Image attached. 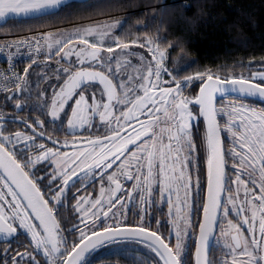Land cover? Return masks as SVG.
Returning a JSON list of instances; mask_svg holds the SVG:
<instances>
[{
	"label": "snow or ice",
	"instance_id": "obj_1",
	"mask_svg": "<svg viewBox=\"0 0 264 264\" xmlns=\"http://www.w3.org/2000/svg\"><path fill=\"white\" fill-rule=\"evenodd\" d=\"M99 7L100 3L90 0H0V21L6 23L10 16L43 19L64 9ZM126 23L77 28L66 36H54L49 31L29 42L37 53L46 47L48 59L54 55L60 57L57 64L63 61L68 65L57 69L60 83L50 85L48 115L52 122L70 109L67 125L74 135L77 129L92 128L102 129L104 134L73 140L71 144L67 140L61 144L48 136L52 146L46 147L43 142L37 143V137L44 138L45 133L36 131L44 127V121H20L26 131L10 135L0 127V239H19L23 231L30 238L33 252L42 253L44 264H86L88 256L114 244H142L159 258L156 264H188L185 251L189 244L185 237L190 238L189 230L195 228L199 231L195 264H211L205 256L212 243H218L215 233L219 230L226 238L224 246L229 250L231 264H264V109L257 111L244 103L231 104L228 111L224 105L217 107L218 100L233 93L237 98L255 97L264 103V71L252 72L250 78L197 72L180 81L176 77L194 62L187 61L181 53L169 71L165 66L167 49L160 47V38H147L130 43L146 49L151 59L146 61L141 55L137 74L121 76V70L133 62H122L117 49L123 53L130 49V43L116 36L112 45L104 46L103 40L94 43L88 37H107L111 29L123 30ZM25 43L21 40L4 47L20 49ZM103 52L111 55L106 57ZM36 63L31 59L22 75L5 74L4 79L10 80L18 93L26 92L29 68ZM162 73L171 81H163ZM193 81L201 82L199 94L189 99L183 95V88ZM48 106L45 100L41 111ZM24 107L21 103L15 105L18 110ZM225 115L228 119L222 129L217 117ZM97 116L99 126L94 123ZM201 117L206 129L198 142L193 122ZM222 131L231 135L230 148L224 147ZM29 151L37 154L30 156ZM201 151L206 152V170L200 167L205 162L199 155ZM230 161L234 180L227 175ZM53 165L49 172L48 167ZM85 180H91V184ZM229 183L236 185L234 195H229L233 192ZM95 184H99L98 196L79 194ZM240 186L244 188L242 197ZM72 188L77 189V194L72 195L77 223L72 228L62 227V219L57 218L59 208ZM153 193L170 209L174 206L176 216L188 209V216L181 217L184 228L176 224L174 246L171 238L151 231L139 213V224L121 219L125 216L122 210L135 198L146 206L154 204ZM193 210L203 213L202 222L192 223ZM230 216L233 219H228ZM225 222L227 229L222 227ZM128 250L134 256L135 250ZM4 258L5 264L9 260L10 264H40L30 252L16 251L9 257L5 249Z\"/></svg>",
	"mask_w": 264,
	"mask_h": 264
},
{
	"label": "trees",
	"instance_id": "obj_2",
	"mask_svg": "<svg viewBox=\"0 0 264 264\" xmlns=\"http://www.w3.org/2000/svg\"><path fill=\"white\" fill-rule=\"evenodd\" d=\"M90 2L100 3L102 7L64 9L59 14L49 13L43 19L7 18L6 23L0 22V34L23 33L50 27L53 29L81 27L86 24L102 26L126 20L127 23L122 25L123 30L119 27L114 28L109 36L102 38L104 46L112 45L116 36L127 43L133 40L160 38V47L167 49L169 57L183 53L193 58L194 63L189 67L193 72L216 73L222 78L228 77L230 72L237 73L249 69V64L264 66V0H90ZM89 40L93 42L101 38L96 40V36H91ZM169 44L177 47L169 48ZM130 46L135 45L130 43ZM45 59L47 55L29 68L26 92L18 93V90L14 89L0 97V114L25 111L30 107L33 112H44L47 117L52 99L50 85L60 83L56 78L60 65L55 63L56 68L49 69L50 65L45 64L47 63ZM43 87L48 91L44 96H40L45 90H42ZM13 93L17 95L13 97ZM23 97H29V100L23 110H18L15 103ZM45 100H48L49 106L41 111ZM116 246L118 245H107L102 249L126 250L129 252L125 259L128 264H133V259L136 264H145L143 260L141 261L140 252H151L140 244ZM129 248L135 250L134 256ZM119 254V257L122 256ZM93 256L90 255L87 261L92 260Z\"/></svg>",
	"mask_w": 264,
	"mask_h": 264
},
{
	"label": "flooded vegetation",
	"instance_id": "obj_3",
	"mask_svg": "<svg viewBox=\"0 0 264 264\" xmlns=\"http://www.w3.org/2000/svg\"><path fill=\"white\" fill-rule=\"evenodd\" d=\"M172 70L174 69L175 65L173 64ZM182 73V72H181ZM180 73V74H181ZM183 81V80H180ZM115 82V81H114ZM200 81H193L188 84L187 87L183 88V95L187 96L189 99H192L194 95L197 93L200 85ZM168 86V85H165ZM171 86H175L172 84ZM102 87V86H100ZM99 95V93H97ZM228 98L235 99V100H246L251 105L252 108L261 107L264 109V103H261L260 101L253 100V99H245V98H237L236 96H229ZM106 99V98H105ZM227 99V98H226ZM221 103L220 100L217 102V107L219 108V104ZM190 107H194L190 105ZM50 109V107H49ZM198 111V107L195 109ZM70 109H66L67 115L64 113H61V119L57 120L56 123H50L48 120V117L44 115V113H38V112H27V113H21V112H10L9 114H0V120L2 122L6 123H14L13 125L15 127L16 131L24 132L26 131L24 124H21L20 121H25L29 124L33 123L34 121H44V127L41 129L37 127L36 131L40 132L43 131L45 133V137H37V143L43 142L45 143L46 147H51L52 144L50 141L47 140L48 136H51L52 138L58 140L61 144L67 140L69 144L72 143L73 140H82L85 138H92L97 135L103 136L104 132L101 129L100 131H97L96 128H92L90 131H76L75 135L73 134V131H70L67 127V116ZM50 112V111H49ZM47 112V115L48 113ZM13 117L15 120H13ZM50 117V116H49ZM51 119V117H50ZM221 128H224L225 122L227 121L228 117L225 115L223 117L218 116L217 117ZM94 123L99 126L101 124L99 117H95ZM194 129L193 134L197 138L198 142L200 139L203 138L204 132L206 129L205 123L203 121V118L201 117L199 120L194 121ZM222 140L224 141V147L230 148L232 146L231 144V135L229 133L221 132ZM19 147V146H18ZM22 147V146H21ZM28 154L30 156H35L37 153L34 151H29ZM70 154V150H69ZM200 156L204 157L205 162L201 163L200 167L203 170H206V152L201 151L199 153ZM193 163H196V160H193ZM37 167H41L38 165ZM52 167H48V171H52ZM42 174V173H41ZM195 176V173H193ZM227 175L231 177L232 180L235 179V174L231 170V161L228 165V172ZM247 177H245L246 179ZM203 182V180H202ZM84 183L91 184V180H85ZM233 189L232 193H229V195H234L236 190V185L233 183H229L228 185ZM78 187H83L82 185H78ZM244 188L243 186H240V196H243ZM91 194L92 196H98L99 195V184H95L92 187H89L86 192L79 193L80 195H87ZM77 194V189L72 188L71 194H69L68 199L64 201V204L61 208H59L60 215L57 217L58 219H62V227L66 226L68 228H72L73 224L77 223V214L73 211V208L76 204V200L72 199V195ZM153 197L155 199V203L151 204L150 206H146L142 204L138 198L133 199L126 207L122 210L125 213L124 217H121V219H126L128 222L139 224L141 221L139 219V216H144V223L149 225L151 231H158V234L163 235L164 237L171 238V245L174 246L175 244V237L174 234L177 230L176 224H179V227L182 229L184 228V221L181 219V217L188 216V209L185 208L184 211L180 214V216L175 215V207L173 206L171 209L166 201H162L160 196L156 193H153ZM181 197H183V191H181ZM173 205H175L177 202L175 200V197H172ZM241 201L238 199L237 203H240ZM189 204H191V200L189 201ZM119 207V206H118ZM131 208V211L128 209ZM139 213V216L137 215ZM147 213V215H145ZM202 212L193 210L191 214V221L193 224H195L197 221H201ZM228 219H233V216L228 217ZM234 222L236 220L234 219ZM109 223H111V220H109ZM83 227V225H81ZM222 227L224 229H227L226 222L223 223ZM258 227V226H257ZM190 238L185 237L187 243L189 244V247L185 251V259L188 261V264H194L195 262V242L197 241L198 236V229H190ZM234 234V233H233ZM218 243L213 242L210 254H209V262L211 264H225V261H227V264H231V256L229 254V250L224 246L225 245V239L221 236L220 231L217 230L215 233ZM29 237L25 235L23 231L19 232V239H12V240H3L0 239V264H5V258H4V250H8V256L11 257L15 255L16 251L20 252H30L33 255L36 256L37 260L40 262V264H44L45 258L43 257L41 252H33V245H31L29 241ZM230 242V236L227 238ZM166 242H168L166 240ZM115 245V244H114ZM120 245L116 246L119 247ZM119 253H121L122 256L119 257ZM141 254V261L145 264H156V261L159 260L158 257H156L155 253L151 252H140ZM151 254V255H150ZM153 254V255H152ZM93 258L90 261H86V264H128L125 262L126 257L129 255V252L126 250L116 251L111 249H100L99 251L93 253ZM89 258V257H88ZM87 258V259H88ZM8 264H10V260L8 261ZM23 264V262H22Z\"/></svg>",
	"mask_w": 264,
	"mask_h": 264
},
{
	"label": "rangeland",
	"instance_id": "obj_4",
	"mask_svg": "<svg viewBox=\"0 0 264 264\" xmlns=\"http://www.w3.org/2000/svg\"><path fill=\"white\" fill-rule=\"evenodd\" d=\"M11 17H16V16H10V17H8V18H11ZM0 22H2V21H0ZM84 27H100V26H96V25H90V24H86V25H83V26H81V27H78V26H76V27H68V28H63V29H61L62 31H56V28H43V29H45L46 30V32H49V31H51L52 33H53V35L54 36H66L68 33H70V32H75L76 30H77V28H84ZM33 31H35V30H33ZM110 31H112V29L110 30ZM28 32V31H27ZM45 32V33H46ZM99 37L100 36H96V40H99ZM101 38V37H100ZM104 38V37H103ZM88 39H89V37H88ZM101 40H102V38H101ZM101 40H99V41H93V42H97V43H99V42H101ZM78 43V42H77ZM129 53H135V55H131V54H129ZM104 56H108V55H111V54H109V53H107V52H103L102 53ZM117 56H118V58L123 62V61H127V60H131L132 62H133V64H132V66L131 67H127V68H125V69H122L121 70V76H124V75H126V74H130V75H136L137 74V69L138 68H141V64H140V56L141 55H143L144 57H145V60L146 61H148V60H150L151 59V56H150V54L147 52V50L146 49H141V48H139V47H136V46H130V49L129 50H125V52H120V50L119 49H117ZM180 55V54H179ZM178 55V56H179ZM167 56H168V59H166V61H165V66L169 69V71H172V65H173V61L175 60V58L177 57V56H175V57H169V55H168V52H167ZM186 58H187V61H190V62H193V58H191V57H189V56H187V55H184ZM74 59V58H73ZM58 60H60V57H57V56H52L51 57V59H45L44 61L45 62H47V63H45V64H48L49 63V65H50V67H49V69H54V68H56V65H55V63L57 64V61ZM42 62L43 61H41V64H42ZM60 65V68L61 67H66L67 66V64L66 63H64L63 61H61V63L59 64ZM252 65V64H251ZM257 71H264V66L263 67H261L260 65H258V64H256V65H252V67L251 68H247V70H245V71H241V72H230L229 73V76H240V75H243V76H245V77H249L250 78V76H251V73L252 72H257ZM198 72V71H197ZM197 72H193L191 69H187L186 71H182V73L181 74H179L176 78L178 79V80H183L184 79V77L185 76H188V75H194L195 73H197ZM228 76V77H229ZM162 80L163 81H171V77L169 76V75H167V74H165V73H162ZM49 84V83H48ZM48 84H45V85H48ZM43 89H45L44 87L42 88V90ZM44 91V90H43ZM26 99V100H25ZM29 100V97H26V98H20L19 100H17V102L15 103V105L17 104V103H21V104H23L24 106H26L25 105V103H27V101ZM239 103H244V104H246L248 107H251V105L248 103V101H246V100H235V99H231V98H227V99H225V100H223V101H221V103L219 104V107H221L222 105H224L225 106V111H228V110H230V108L228 107L229 105H231V104H239ZM255 109L257 110V111H260V110H262L263 108H261V107H255ZM33 112L31 109H30V107H27L26 108V110L25 111H12V112H21V113H29V112ZM38 113H40V112H38ZM42 113H44V112H42ZM47 117H48V121L50 122V123H53L52 122V120L50 119V117H49V115H47ZM69 118H71V110L69 111V113H68V116H67V118H66V120H68ZM57 121H55L54 123H56ZM13 125H15L14 123H6V122H2V120H0V127H2L3 129H4V134L5 135H10V134H14L15 132H16V130H15V127L13 126ZM66 127L68 128V125L66 124ZM69 129V128H68ZM70 131H72L71 129H69ZM80 129H77L76 131H79ZM22 145H19V147H21Z\"/></svg>",
	"mask_w": 264,
	"mask_h": 264
},
{
	"label": "built area",
	"instance_id": "obj_5",
	"mask_svg": "<svg viewBox=\"0 0 264 264\" xmlns=\"http://www.w3.org/2000/svg\"><path fill=\"white\" fill-rule=\"evenodd\" d=\"M45 29L28 31L14 34H0V97L5 96L10 91L16 89L10 80H5L4 76L9 77L15 74H23L24 69L29 65L31 59L38 61L46 54V47H42L40 53L35 51V46H29V42L38 38L40 33H45ZM26 41L25 45L20 49L15 47L8 48L5 45H16Z\"/></svg>",
	"mask_w": 264,
	"mask_h": 264
},
{
	"label": "water",
	"instance_id": "obj_6",
	"mask_svg": "<svg viewBox=\"0 0 264 264\" xmlns=\"http://www.w3.org/2000/svg\"><path fill=\"white\" fill-rule=\"evenodd\" d=\"M198 94H199V89H198L197 93L194 95V97H195L196 95H198ZM231 96H236V97H237V94L233 93V94H231ZM194 97H193V98H194ZM193 98H192V99H193ZM240 98H245V97H242V96H241ZM246 98L260 101L259 99L255 98V97H246ZM217 102H218V101H217ZM260 102H261V101H260ZM205 126H206V125H205ZM202 220H203V213H202V217H201V221H200V222H202ZM198 237H199V231H198L197 241H198ZM140 245H142V244H140ZM142 246H144V245H142ZM101 249H102V248H101ZM210 249H211V247H210ZM210 249L208 250V252H207V254H206V256H205L206 261H209ZM99 250H100V249H99ZM99 250H98V251H99ZM88 257H89V256H88ZM195 259H196V257H195ZM194 264H195V262H194Z\"/></svg>",
	"mask_w": 264,
	"mask_h": 264
}]
</instances>
